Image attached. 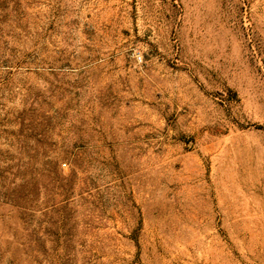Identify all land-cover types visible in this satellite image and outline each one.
Masks as SVG:
<instances>
[{
    "label": "rangeland",
    "instance_id": "374dc122",
    "mask_svg": "<svg viewBox=\"0 0 264 264\" xmlns=\"http://www.w3.org/2000/svg\"><path fill=\"white\" fill-rule=\"evenodd\" d=\"M0 264H264V0H0Z\"/></svg>",
    "mask_w": 264,
    "mask_h": 264
}]
</instances>
